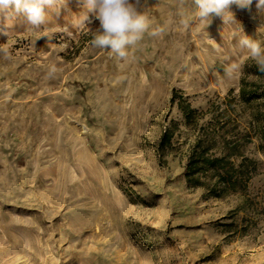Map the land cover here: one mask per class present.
<instances>
[{"label":"rangeland","instance_id":"obj_1","mask_svg":"<svg viewBox=\"0 0 264 264\" xmlns=\"http://www.w3.org/2000/svg\"><path fill=\"white\" fill-rule=\"evenodd\" d=\"M68 7L39 29L0 18V264H264L259 140L243 147L257 162L243 192L204 198L184 176L200 126L217 116L246 127L241 79L264 77L244 75L254 60L238 41L264 48V12L233 8L235 20L208 26L191 0H143L149 32L162 31L120 59L92 46L99 21L77 26L81 9Z\"/></svg>","mask_w":264,"mask_h":264},{"label":"clouds","instance_id":"obj_2","mask_svg":"<svg viewBox=\"0 0 264 264\" xmlns=\"http://www.w3.org/2000/svg\"><path fill=\"white\" fill-rule=\"evenodd\" d=\"M187 2L188 0H178L181 7ZM76 3L81 9L76 20L77 26L83 27L93 20L99 21L91 43L93 47L107 52L110 57L127 58L128 50L134 48L145 33L157 36L162 31L157 29L149 32V18L141 11L143 0H76ZM191 3L195 6L196 17L208 26L214 17L220 18L224 23L235 20L233 8L247 11L252 19H255L256 14L264 12V0H191ZM68 4L69 0H0V18L22 16L28 25L39 29L47 23L49 11L57 15L71 11ZM181 23L187 28L190 20L183 19ZM238 45L255 61L258 69L264 72V48L261 44L244 34L239 38ZM0 53L8 56L6 49L0 48ZM239 67V64L233 63L226 71L231 75ZM57 71L56 66L52 65L48 76L52 77Z\"/></svg>","mask_w":264,"mask_h":264},{"label":"trees","instance_id":"obj_3","mask_svg":"<svg viewBox=\"0 0 264 264\" xmlns=\"http://www.w3.org/2000/svg\"><path fill=\"white\" fill-rule=\"evenodd\" d=\"M249 74L264 77V72L258 69L255 61L244 66V75ZM176 97L177 92L173 91L172 103ZM260 99H264V86L258 80L247 81L243 77L239 102L251 109L245 129L240 130L238 123L230 124L217 116L198 128L186 150L184 176L189 187L202 190L204 198H222L243 192L247 181L257 173V162L244 156L243 147L256 137L258 147L264 149V102H256ZM177 106L186 123L194 121L196 110L189 103L178 102ZM171 136L169 128L162 132L157 145L159 151L169 145Z\"/></svg>","mask_w":264,"mask_h":264}]
</instances>
